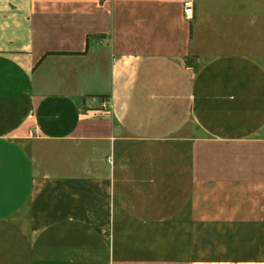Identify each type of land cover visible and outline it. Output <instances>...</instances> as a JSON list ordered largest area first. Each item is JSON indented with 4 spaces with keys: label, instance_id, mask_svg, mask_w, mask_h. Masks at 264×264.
Returning <instances> with one entry per match:
<instances>
[{
    "label": "crops",
    "instance_id": "0c3cea01",
    "mask_svg": "<svg viewBox=\"0 0 264 264\" xmlns=\"http://www.w3.org/2000/svg\"><path fill=\"white\" fill-rule=\"evenodd\" d=\"M184 1L0 0V264H264V0Z\"/></svg>",
    "mask_w": 264,
    "mask_h": 264
},
{
    "label": "built area",
    "instance_id": "2783aa9c",
    "mask_svg": "<svg viewBox=\"0 0 264 264\" xmlns=\"http://www.w3.org/2000/svg\"><path fill=\"white\" fill-rule=\"evenodd\" d=\"M184 12L186 17H192L194 13V1L193 0H186L183 3ZM108 108V106H104V109Z\"/></svg>",
    "mask_w": 264,
    "mask_h": 264
},
{
    "label": "rangeland",
    "instance_id": "374dc122",
    "mask_svg": "<svg viewBox=\"0 0 264 264\" xmlns=\"http://www.w3.org/2000/svg\"><path fill=\"white\" fill-rule=\"evenodd\" d=\"M100 102H101V104H103V106L107 107L108 106V98H107V96H102Z\"/></svg>",
    "mask_w": 264,
    "mask_h": 264
}]
</instances>
